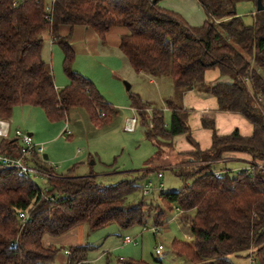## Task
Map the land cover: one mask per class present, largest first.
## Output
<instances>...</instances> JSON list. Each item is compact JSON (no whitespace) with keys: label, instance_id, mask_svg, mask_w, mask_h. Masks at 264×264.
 Instances as JSON below:
<instances>
[{"label":"trees","instance_id":"1","mask_svg":"<svg viewBox=\"0 0 264 264\" xmlns=\"http://www.w3.org/2000/svg\"><path fill=\"white\" fill-rule=\"evenodd\" d=\"M159 0H0V119L9 120L17 106L41 109L50 122L61 121L73 108L82 109L94 127L109 125L116 115L94 84L75 73V51L70 32L60 28L90 29L104 43L113 28L124 30L118 49L133 71L151 77L167 75L183 94H209L219 112L241 115L253 128L250 136L237 130L218 135L212 120L202 118L211 131V145L200 150L191 137L189 110L175 100L166 102L170 124L163 113L152 112L146 137L161 146L185 135L195 150L176 154L180 166L170 170L190 185L161 192L160 204L142 200L127 204L140 190L133 180L104 186L92 174L77 178L57 175L52 168L33 163L49 173L40 188L16 170H0V264H49L59 252L43 245L45 236L60 237L85 225L89 231L116 224L122 230L145 225L151 211L153 224L163 227L167 213L176 207L179 220L189 228L190 239H173L170 250L191 264H233L230 257L249 252L264 264V111L254 101L264 97V0H197L206 19L190 27L179 15L158 6ZM253 5L252 23L244 24L236 4ZM49 12L45 11L47 5ZM48 34L63 55L68 86L57 89L42 58L43 37ZM217 69L230 83H205L204 73ZM247 84L250 86L248 89ZM132 106L144 118L148 105L132 97ZM15 139L0 138V153L19 156ZM226 153L246 154L249 169L215 173L212 165ZM40 168V169H41ZM25 213L22 222L19 214ZM90 246L70 248L71 263H85ZM124 264L143 261L120 260Z\"/></svg>","mask_w":264,"mask_h":264},{"label":"rangeland","instance_id":"2","mask_svg":"<svg viewBox=\"0 0 264 264\" xmlns=\"http://www.w3.org/2000/svg\"><path fill=\"white\" fill-rule=\"evenodd\" d=\"M236 12L244 24L252 23L253 5L251 3H237ZM120 30L117 28L110 31L108 41L106 36L104 43L100 42L94 34L74 36L75 59L71 69L90 80L101 97L115 108L116 115L109 125L101 128L94 127L80 108L70 109L65 118L55 122H50L39 108L17 106L13 111L25 125L18 126L17 130L26 134L30 133L26 130H33L34 143L42 146L44 151L42 156H47L46 160L41 157L43 163L39 164L43 168H52L57 175H71L77 178L92 174L97 182L104 186L114 185L122 180H133L140 190L129 195L127 204L135 205L142 200L144 203L155 206L160 204L159 193L179 190L193 181V178L179 179L170 170L180 166L179 162L176 163L174 149L163 145L158 149L155 142L146 137L152 112L162 111L164 125L169 127L171 113L166 102L175 100L179 104L183 93L175 88L167 75L150 78L144 73L133 71L117 46L121 36ZM43 40L42 58L53 76L54 85L57 89H62L69 84L63 72L62 52L56 44L52 45L49 40ZM214 70H207L205 77L209 78L208 73ZM59 84L61 87L58 86ZM126 85H129V90L126 89ZM247 86L250 90L249 84ZM132 97H138L142 104L148 105L144 111V118L133 108ZM259 98L254 97V101L259 109L262 108L264 111V97H262L261 107ZM181 103L183 106L182 101ZM189 108L193 109L190 106ZM189 111L191 113V110ZM22 112L25 114L23 115ZM131 118H135L136 124L132 131H127L125 126ZM36 133L39 138L36 137ZM42 138L50 141L46 143L36 140ZM162 159L170 164L158 170ZM32 165L35 167V164ZM212 166L215 170L225 168L224 163L221 165L214 163ZM43 168L41 169L48 174L47 177L36 174L32 175L30 180L44 189L47 187L49 173ZM247 168L249 169V166ZM158 171L162 174L161 179L157 178ZM148 182H151L155 189H152L148 195H144L142 189ZM160 184L162 188H159ZM152 214L154 211H151L145 225L133 226L126 230H122L116 224L93 232L89 231L85 225L75 228L74 231L80 232L82 245L90 246L86 253L85 264H124L120 260L143 261L146 264H191L169 250L173 239L180 241L190 239L188 226L179 220L180 211L173 207L172 211L167 213L166 224L163 227L153 224ZM144 226L147 230H143ZM155 227L159 228L158 233H153L152 228ZM125 237L132 239V242L124 244L122 240ZM159 245L163 247V250L161 255L157 256L155 249ZM56 249L59 252L49 264H69L67 255L64 256L65 263L61 261V258L64 250L70 251V249L68 247ZM249 254L248 251L243 252L230 259L233 264H249L248 257L251 256Z\"/></svg>","mask_w":264,"mask_h":264},{"label":"crops","instance_id":"3","mask_svg":"<svg viewBox=\"0 0 264 264\" xmlns=\"http://www.w3.org/2000/svg\"><path fill=\"white\" fill-rule=\"evenodd\" d=\"M158 6L164 10H167V11H170L172 13L179 15L180 18L184 20L190 27H199L204 23L206 19L205 13L202 7L197 2V0H159ZM115 29L117 28H113L110 31L115 30ZM69 32L71 34L70 43L74 50H75L74 36H78L80 34H82L83 36L84 35L92 36L91 34H94L90 29L83 28V27H75L71 31H69L66 27H62L60 28L59 34L62 36H65ZM108 33H107V39H106L107 41H108V35L110 34ZM124 33H125L124 30L121 29L120 35ZM43 39L49 40L50 44L52 45L54 44L53 42H51L48 34H45ZM118 44H119V40L117 41V46ZM205 74H207V71L204 73L205 83H208L211 85L215 83H230L231 82V79L228 76H221L217 69H215L212 73H208L210 74L209 78L205 77L206 76ZM149 77L153 78L151 76ZM156 78H159V77H156ZM149 82L151 83V80ZM58 86L61 87V84H59ZM55 87L57 88V86ZM180 99H181L180 100L181 106H182V103H181L182 101L183 108L191 110V113H189V118H188V123H189L190 130H191V137L194 140V142L197 144L200 150H206L211 145V131L202 127L201 125L202 118L213 121L215 130L218 135H228L234 132L235 130H237L241 136H250L253 132L252 125L249 122H247L246 119H244L241 115L229 113V112H219L217 110L218 105H217L215 98L209 94H203V93L197 94L193 91H189V92H185L181 96ZM189 106L193 107V109L189 108ZM12 113L13 114L11 118L7 120L9 127H10V136H9L10 138H13L12 137L13 131L17 129L18 126L19 127L25 126L23 122L20 121L14 115V111ZM22 114L24 115L25 113L22 112ZM26 131H29L31 133V136L33 139L34 138V133H32L33 130H26ZM36 137L39 138L37 133H36ZM36 140L46 142V143L50 141L44 138H42L41 140L40 139H36ZM170 146H171V149H174L176 154L189 153L195 150L194 146L187 142L185 135L174 137L171 140ZM165 155L167 157V154ZM164 159H162L159 162L158 170L161 169V167H165L167 166V164H170L169 162H165ZM249 161L250 159L246 154L226 153L224 154L223 158L220 161L216 162V163H219V165L224 163L225 168L220 169V170H215L214 166H212L211 169H214L213 172L217 174L223 173L224 171H240L248 167ZM157 173H160V171H158ZM76 229L78 228L76 227ZM74 230L75 228L60 237L45 236L43 238V245L47 247L49 246V247L61 248V249H66L67 247L68 249H70L71 247L83 246L81 243L80 232L74 231ZM68 252L70 254V251ZM63 254L64 255L62 256L61 261L65 263L64 256H66V254L64 252ZM66 257H67V263L72 264L70 261V256L67 255ZM79 264H85V263H79Z\"/></svg>","mask_w":264,"mask_h":264},{"label":"built area","instance_id":"4","mask_svg":"<svg viewBox=\"0 0 264 264\" xmlns=\"http://www.w3.org/2000/svg\"><path fill=\"white\" fill-rule=\"evenodd\" d=\"M54 2V0H50V3ZM51 10V6L48 4L45 7V11L49 12ZM136 120L135 118H131L127 121L125 129L127 131H132L135 127ZM10 127L7 120L0 119V138L8 139L10 138ZM13 138L17 142L20 152L18 157H8L2 153H0V170H16L18 174L22 177L30 179V177L36 174H42V176H48L42 169L38 168L37 166L33 167V156H37L40 159V162L43 163L41 157H43V148L41 145H36L32 139L31 135H28L20 130L15 129L13 131ZM162 174L157 173V178L161 179ZM159 188H162V184L159 185ZM153 188L152 183L148 182L144 188L142 189L144 195H148ZM177 209V208H176ZM178 210V209H177ZM19 219L22 222L27 220V216L25 213H20ZM143 230H147L146 226L143 227ZM153 233H158L159 228L155 227L152 228ZM122 242L124 244H130L132 239L129 237L123 238ZM163 247L159 245L155 249V254L157 256L161 255ZM66 255H69L68 251L64 252ZM249 264H256V260L254 256L248 257Z\"/></svg>","mask_w":264,"mask_h":264},{"label":"water","instance_id":"5","mask_svg":"<svg viewBox=\"0 0 264 264\" xmlns=\"http://www.w3.org/2000/svg\"><path fill=\"white\" fill-rule=\"evenodd\" d=\"M262 9H263V7H262V4H261V0H258V1H257V4H256V10L259 12V11H261ZM129 88H130L129 85H126V89L129 90ZM28 135H31V134L28 133ZM43 159L46 160V159H47V156L44 155V156H43Z\"/></svg>","mask_w":264,"mask_h":264}]
</instances>
